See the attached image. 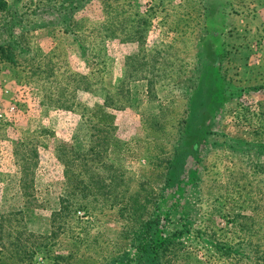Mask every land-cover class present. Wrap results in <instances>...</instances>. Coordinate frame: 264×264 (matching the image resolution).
Segmentation results:
<instances>
[{"label":"rangeland","instance_id":"1","mask_svg":"<svg viewBox=\"0 0 264 264\" xmlns=\"http://www.w3.org/2000/svg\"><path fill=\"white\" fill-rule=\"evenodd\" d=\"M5 1L0 264H264V0Z\"/></svg>","mask_w":264,"mask_h":264},{"label":"trees","instance_id":"2","mask_svg":"<svg viewBox=\"0 0 264 264\" xmlns=\"http://www.w3.org/2000/svg\"><path fill=\"white\" fill-rule=\"evenodd\" d=\"M6 4L7 3L5 0H0V9L3 8ZM11 47H12L11 41L10 42L7 41L6 44L0 45V50L6 52L5 53L6 58H12L11 56H13ZM187 127L188 126H186V128ZM65 164L67 165L66 170L71 171L72 169L70 168L72 164L67 161H65ZM90 167H92L91 163H90ZM23 170H25V167H23ZM89 172H90V168L87 169L85 172L87 174V178H83V177L79 178L78 175L70 176L68 178L69 182H71L70 179H72L75 182V186H74L75 191H73L71 187L70 194L76 195L77 193L76 189L78 188L79 189L78 193L83 199H85L89 195L95 196L96 194L97 195L99 194L100 196H102V198H109L110 193L108 190L115 181L114 172L111 173L109 177H107L109 180L108 182L106 181V179L100 176L97 179H93L90 176ZM176 182H179V181H176ZM165 183H166V186L168 187L176 184L173 181L171 174H169V176L166 177ZM92 187L97 192L92 191L91 189ZM100 190L102 191L101 193H99ZM103 191H106V192L103 193ZM131 219H132V216H131ZM141 220L142 221H141L140 227H138L140 238H139L138 246H137L138 255L136 256V259L138 262L136 264H161L162 254L164 250L168 247L169 240L164 234L162 227H161L162 225H160L158 220L153 226H151L150 219L146 220V217H144Z\"/></svg>","mask_w":264,"mask_h":264}]
</instances>
